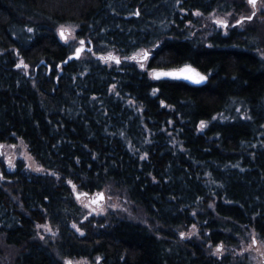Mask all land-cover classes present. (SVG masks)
I'll return each instance as SVG.
<instances>
[{
	"label": "trees",
	"instance_id": "trees-1",
	"mask_svg": "<svg viewBox=\"0 0 264 264\" xmlns=\"http://www.w3.org/2000/svg\"><path fill=\"white\" fill-rule=\"evenodd\" d=\"M248 8L246 0H0V144L22 141L46 171L0 166V264H249L213 248L237 245L246 231L264 239V41L255 43L253 27L192 35L202 26L196 12ZM61 26L92 47L85 57L71 58ZM145 50L149 70L193 65L207 83L101 60ZM73 186L121 192L147 224L85 220ZM196 223L206 241L181 236ZM44 224L54 240L39 237Z\"/></svg>",
	"mask_w": 264,
	"mask_h": 264
},
{
	"label": "rangeland",
	"instance_id": "rangeland-1",
	"mask_svg": "<svg viewBox=\"0 0 264 264\" xmlns=\"http://www.w3.org/2000/svg\"><path fill=\"white\" fill-rule=\"evenodd\" d=\"M247 5L249 6L248 10L244 13H219L213 12L209 15H203L201 13L196 12L195 17L200 18L202 26H195L192 31L193 37L204 35H210L213 32H222L223 35L229 34L231 30L237 28L239 30H246L247 28H255L261 34L262 37L259 36V39L255 43L264 41V0H259L256 7L249 3L246 0ZM254 14V15H253ZM252 17V19H246V17ZM218 20L227 21V24L218 23ZM240 20L242 23H237ZM72 32L69 33L68 39L65 40L60 35V28L58 29V33L66 45H69L72 49L73 54L76 53V50L82 46L86 48L89 47L88 42L77 39L76 32L77 29L72 26ZM83 42V43H82ZM92 49V47L90 48ZM258 55L264 60V47H259L257 50ZM83 54V55H82ZM82 56H86L85 50L82 52ZM95 57L98 56L95 54ZM110 57V58H108ZM116 57L121 59L122 64L126 62H134L139 67L143 65V70H146L148 74L153 77L154 70H149L148 63L152 57H148L145 61L143 60L144 51H141L127 59L122 58L121 56L115 55L113 52L107 55H103V59L101 60L104 63L109 65L117 64L115 62ZM117 61V60H116ZM121 64V63H120ZM19 67L22 68L27 74L29 72V68L23 64L22 61L19 62ZM18 67V68H19ZM159 71V70H156ZM114 91V88H112ZM20 164H23L26 170L33 174H45V170L36 162L33 156L30 154L27 146L20 140L11 144H0V166H4L6 169L13 171ZM5 184L4 178H2L0 174V186ZM75 195L76 201L82 208L84 209L86 218L88 220L90 218H105L108 215H115L118 217H125L130 220H134L136 222H142L147 224L146 217L143 215L140 209L133 206L131 202L127 200L126 197L123 196L121 192H109V191H101L92 194L79 192L75 186L72 187ZM104 194L103 200H98L99 194ZM99 201V202H95ZM84 220V221H85ZM49 224H44L42 226H38V234L39 237L44 241H52L57 237V232L51 226V230L49 231ZM195 226V227H193ZM189 227L187 230H183L180 232L185 235H181L183 238H200L203 241H206L202 238L204 234V229L200 223H196ZM73 229L77 234L82 235L83 231L79 228L78 225H73ZM3 249L2 247H0ZM218 246L213 248V251L216 256H225V255H233L238 257L243 261H247L249 264H264V239H261L257 236L254 231L245 232L244 236L239 238L238 244L233 247H228L223 244V249L219 252L217 251ZM69 260L65 261V264H68ZM72 264H101L100 259H96L94 262H91L87 259H79V260H70ZM1 262V260H0Z\"/></svg>",
	"mask_w": 264,
	"mask_h": 264
},
{
	"label": "snow or ice",
	"instance_id": "snow-or-ice-1",
	"mask_svg": "<svg viewBox=\"0 0 264 264\" xmlns=\"http://www.w3.org/2000/svg\"><path fill=\"white\" fill-rule=\"evenodd\" d=\"M249 3L252 4L253 6H255L257 4V0H249ZM254 15V14H253ZM246 19H252V17H246ZM218 23L221 24H227V21H223V20H218ZM237 23H242V21L238 20ZM72 32V28L71 27H65V26H61L60 27V35L67 40L68 39V35L69 33ZM83 43V42H82ZM81 50H77L76 55L80 54ZM149 55V53L147 52V50L144 51V58L146 59L147 56ZM113 59H116L117 62H119L118 58L113 57ZM19 67V65H17ZM141 67H143V65H141ZM195 70L191 69L190 66H185L184 69L179 70V71H159L157 72L156 70H154V73L159 77L161 75L163 76H187V78L189 79H196L197 82H200L202 80H206L207 77L202 75V74H197V75H189V72H194ZM201 126H204V122H201ZM100 199L104 198V194L100 193L99 194ZM95 202H99V201H95ZM195 227V226H193ZM49 231L51 230V227L48 226ZM181 235H185L184 233H181ZM221 249H223V245H219L217 251L219 252ZM68 264H72V261H68Z\"/></svg>",
	"mask_w": 264,
	"mask_h": 264
},
{
	"label": "water",
	"instance_id": "water-1",
	"mask_svg": "<svg viewBox=\"0 0 264 264\" xmlns=\"http://www.w3.org/2000/svg\"><path fill=\"white\" fill-rule=\"evenodd\" d=\"M248 1H249V0H248ZM257 1H258V0H257ZM77 50H81V51H80V54H79V55H76V53H75V54H73V55L71 56V58H74V59L79 58L84 50H85V51H90V48H86L85 46H82V47L78 48ZM77 50H76V52H77ZM148 53H149V52H148ZM150 55H151V54L149 53V55L147 56V58L150 57ZM108 58H110V57H108ZM147 58H146V59H147ZM146 59L143 57V60H144V61H145ZM185 66H190L191 69L195 70L194 72H189V75H194V76H195V75H197V74H202V75L206 76L205 74H203L202 72H200V71H199L196 67H194L193 65H185ZM185 66H183V67H181V68H177V69L163 70V71H179V70L184 69ZM159 71H161V70H159ZM159 71H157V72H159ZM206 77H207V76H206ZM153 78H154V79H171V80H180V81H184V82H187V83H189V84H192V85H203V84H206L207 81H208V79H206V80H202V81H200V82H197L196 79H189V78H187V76H163V75H161V76L158 77L155 73L153 74ZM103 199H104V198H103ZM103 199H100V197L98 198V200H103Z\"/></svg>",
	"mask_w": 264,
	"mask_h": 264
},
{
	"label": "flooded vegetation",
	"instance_id": "flooded-vegetation-1",
	"mask_svg": "<svg viewBox=\"0 0 264 264\" xmlns=\"http://www.w3.org/2000/svg\"><path fill=\"white\" fill-rule=\"evenodd\" d=\"M259 1V0H258ZM258 1H257V4H258ZM257 4L254 6V7H256L257 6Z\"/></svg>",
	"mask_w": 264,
	"mask_h": 264
}]
</instances>
